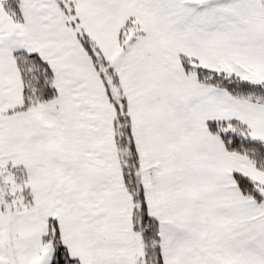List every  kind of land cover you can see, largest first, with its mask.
<instances>
[{
  "label": "snow or ice",
  "instance_id": "obj_1",
  "mask_svg": "<svg viewBox=\"0 0 264 264\" xmlns=\"http://www.w3.org/2000/svg\"><path fill=\"white\" fill-rule=\"evenodd\" d=\"M0 264H264V0H0Z\"/></svg>",
  "mask_w": 264,
  "mask_h": 264
}]
</instances>
